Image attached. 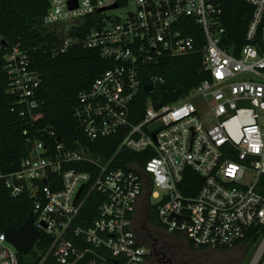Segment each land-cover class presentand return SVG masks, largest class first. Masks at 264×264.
Listing matches in <instances>:
<instances>
[{
	"label": "built area",
	"instance_id": "built-area-1",
	"mask_svg": "<svg viewBox=\"0 0 264 264\" xmlns=\"http://www.w3.org/2000/svg\"><path fill=\"white\" fill-rule=\"evenodd\" d=\"M237 1L252 6L253 14L247 44L234 52L222 46V10L211 0H47L42 26L55 33L52 54L81 45L111 64L77 96L73 118L79 130L90 142L121 140L104 159L79 142L67 148L42 129L40 139H27L29 154L19 168L0 172L10 197L33 199V226L52 239L41 264L49 256V264H74L87 252L102 259L96 251L122 264H147L152 247L135 231L141 200L144 227H159L194 250L249 244L243 241L253 231L259 248L248 264H258L264 252V196L257 192L264 175V29L261 44L256 37L264 0ZM33 50L12 47L2 69L6 93L37 122L41 115L32 111L39 106L42 78L30 67ZM194 55L208 79L175 103L156 106L149 94L162 79L143 85L141 68ZM146 85L153 89L135 123L134 103ZM23 135L28 137L26 130ZM124 150L147 160L116 166ZM85 166L92 172L80 170ZM194 175L186 185L193 195H185L182 188ZM92 192L105 197L97 218L87 228L73 227ZM3 233L0 264H19ZM71 236L87 249L75 246Z\"/></svg>",
	"mask_w": 264,
	"mask_h": 264
},
{
	"label": "trees",
	"instance_id": "trees-1",
	"mask_svg": "<svg viewBox=\"0 0 264 264\" xmlns=\"http://www.w3.org/2000/svg\"><path fill=\"white\" fill-rule=\"evenodd\" d=\"M211 1L222 10L221 21L225 30L222 46L226 49L233 47L234 52L239 51L247 44L245 35L253 7L237 0ZM47 9V0H0V172L3 174L19 168L20 162L29 154L27 139L35 137L40 139L42 129L53 132L67 148L76 149L75 143L79 142L93 156H101L104 159L113 155L121 140V137H111L90 142L79 130L73 118L77 96L88 89L96 78L111 67V64L101 59L97 51L85 49L81 45L71 46L64 54L53 55L51 49L55 48V33L48 32L42 26V19ZM263 29L264 19L256 37V42L260 44ZM18 45L23 48H35L29 57L30 67L42 78L37 92L39 106L32 111L41 115L37 122L30 120L24 104H20L14 96L6 93L7 78L2 69L5 65L2 57L12 47ZM153 78L162 79V83L156 84L153 92L149 94L153 103L159 107L175 103L208 79V75L202 70L200 58L194 55L166 59L157 65L141 68L140 80L143 85L150 83ZM147 97L148 95L140 91L134 103L135 123L143 118ZM21 111L25 112V115L21 116ZM37 128L40 134L36 133ZM25 130L28 137L23 135ZM47 137L45 136V139ZM118 159H122L123 162L116 161V166L126 167V164L132 161H137L143 166L147 156L124 150L121 157H117ZM69 167L76 165L71 164ZM80 170L92 172L88 166L81 167ZM193 179L197 177L195 175L194 178L189 177L185 188L183 186L185 195H193L186 191V185ZM257 192L264 196V175L261 176ZM104 200L103 195L92 192L73 227H89L97 218L98 207ZM32 208L33 199L28 194L12 198L0 182V234L6 229L18 230L32 212ZM153 230L161 229L158 227ZM69 239L75 246H80L81 250L87 249L80 238L71 236ZM258 239L259 235L252 231L243 242L253 245ZM51 245L52 239L42 234L27 256L18 255L19 264H41ZM96 253L103 262L95 264H122L119 260L112 259L106 252L96 251ZM50 262L49 256L43 264Z\"/></svg>",
	"mask_w": 264,
	"mask_h": 264
},
{
	"label": "rangeland",
	"instance_id": "rangeland-1",
	"mask_svg": "<svg viewBox=\"0 0 264 264\" xmlns=\"http://www.w3.org/2000/svg\"><path fill=\"white\" fill-rule=\"evenodd\" d=\"M49 32V31H48ZM263 39H264V33H263ZM151 205L156 204V200H150ZM144 202L143 200L140 201L138 211H137V228L142 231V234H146L144 230ZM153 216V211L151 212ZM152 223L153 218L151 219ZM148 230H151V233L156 232L155 230L150 229L149 227H145ZM143 242L147 243L146 241L143 240ZM259 246L257 245H250V244H245L241 246H236L234 248H229V249H204V250H197L200 251L196 254H189L187 256H181L182 254H176L174 252L173 257L174 261H182V260H187L190 261L189 264H248L249 261L252 259V257L256 254ZM169 255L166 253L165 260ZM264 264V252L260 257V260L258 264Z\"/></svg>",
	"mask_w": 264,
	"mask_h": 264
},
{
	"label": "flooded vegetation",
	"instance_id": "flooded-vegetation-1",
	"mask_svg": "<svg viewBox=\"0 0 264 264\" xmlns=\"http://www.w3.org/2000/svg\"><path fill=\"white\" fill-rule=\"evenodd\" d=\"M146 234H142V231L135 226V231L140 240H144L152 247L151 258L147 264H189L190 261H174L173 254H182L181 256H187L189 254H196L200 251L192 250L188 244L180 241L176 236L167 233L165 230L156 231L151 233V230L143 227ZM166 253L169 255L167 260L165 259Z\"/></svg>",
	"mask_w": 264,
	"mask_h": 264
},
{
	"label": "water",
	"instance_id": "water-1",
	"mask_svg": "<svg viewBox=\"0 0 264 264\" xmlns=\"http://www.w3.org/2000/svg\"><path fill=\"white\" fill-rule=\"evenodd\" d=\"M116 6L117 5H114V7ZM152 89V85H146L143 87L144 93H149ZM33 221V214L30 213L18 230H4L3 234L6 242L10 244L20 256H27L40 237V232L34 228ZM91 262L102 263L103 260L93 253L87 252L74 264H90Z\"/></svg>",
	"mask_w": 264,
	"mask_h": 264
}]
</instances>
